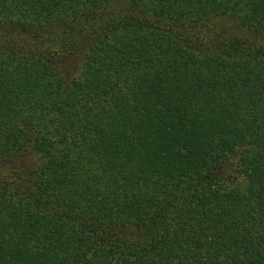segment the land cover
<instances>
[{
	"label": "trees",
	"instance_id": "16d2710c",
	"mask_svg": "<svg viewBox=\"0 0 264 264\" xmlns=\"http://www.w3.org/2000/svg\"><path fill=\"white\" fill-rule=\"evenodd\" d=\"M0 264H264V0H0Z\"/></svg>",
	"mask_w": 264,
	"mask_h": 264
}]
</instances>
